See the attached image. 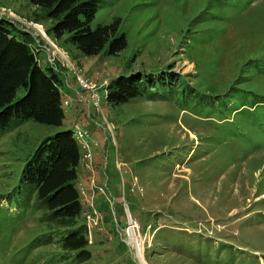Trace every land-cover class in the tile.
<instances>
[{
	"label": "rangeland",
	"instance_id": "rangeland-1",
	"mask_svg": "<svg viewBox=\"0 0 264 264\" xmlns=\"http://www.w3.org/2000/svg\"><path fill=\"white\" fill-rule=\"evenodd\" d=\"M2 17L30 33L43 68L57 62L69 105L61 125L27 119L0 133V264H264V0H102L92 27L117 20L126 35L114 54L109 42L86 55L56 37L57 20L32 0H0ZM133 72L181 85L160 88L165 99L110 102L107 81ZM77 126L91 133L89 148L79 141L92 253L82 262L35 242L51 233L19 187L37 146Z\"/></svg>",
	"mask_w": 264,
	"mask_h": 264
},
{
	"label": "trees",
	"instance_id": "trees-1",
	"mask_svg": "<svg viewBox=\"0 0 264 264\" xmlns=\"http://www.w3.org/2000/svg\"><path fill=\"white\" fill-rule=\"evenodd\" d=\"M101 2L102 0H32L34 5L44 8L49 17L57 20L51 27V32L56 37L69 34L68 40L86 55L100 53L109 42L108 52L114 54L126 46V35L115 34L117 20L113 25L100 24L92 27ZM32 41L33 37L29 32L16 28L4 17L0 18L2 134L27 119L61 125L65 118L64 104L69 105V101H64L62 97L65 80L60 68L58 69L56 61L43 68L37 56V49L40 48L31 45ZM153 74L133 72L109 79L105 85L106 98L113 104H123L150 91L147 94L150 100L165 99L168 96L161 93L160 88L173 90L181 85L173 74ZM177 82L180 85L176 87ZM20 88H25L27 92L16 99ZM96 89L98 92L97 85ZM85 90L92 99L93 90ZM81 161L82 152L75 130L59 131L44 139L27 159L21 172L19 187L28 198L34 197L36 205L43 209L41 223L51 233L38 237L35 242H55L65 250L74 251L75 257L82 262L90 259L92 253L87 249L90 243L89 228L82 223L84 206L77 185Z\"/></svg>",
	"mask_w": 264,
	"mask_h": 264
},
{
	"label": "built area",
	"instance_id": "built-area-1",
	"mask_svg": "<svg viewBox=\"0 0 264 264\" xmlns=\"http://www.w3.org/2000/svg\"><path fill=\"white\" fill-rule=\"evenodd\" d=\"M53 63L55 64V61ZM80 80H81L83 89H91V90H93L92 97H97L98 99H100V95L96 91V84L93 85L91 82H89L88 80H86L84 78H81V77H80ZM75 135H76V137H77V139L79 141H83V145H84L85 148H89V143H88L87 139L85 140V138H88V139L90 138V133H89L88 129H83V128L77 126V128L75 129ZM95 144L97 145V142H95ZM84 158L86 160L87 159H91L92 158L91 151H87L84 154Z\"/></svg>",
	"mask_w": 264,
	"mask_h": 264
},
{
	"label": "bare ground",
	"instance_id": "bare-ground-1",
	"mask_svg": "<svg viewBox=\"0 0 264 264\" xmlns=\"http://www.w3.org/2000/svg\"><path fill=\"white\" fill-rule=\"evenodd\" d=\"M127 233L130 236L131 239H133V242L137 245V243H140L138 240V237L136 235V230L133 228V226H129L127 229ZM132 242V243H133ZM138 253L139 255H141L142 253L140 252V250L138 249ZM144 264H147V262L145 260L142 261Z\"/></svg>",
	"mask_w": 264,
	"mask_h": 264
},
{
	"label": "water",
	"instance_id": "water-1",
	"mask_svg": "<svg viewBox=\"0 0 264 264\" xmlns=\"http://www.w3.org/2000/svg\"><path fill=\"white\" fill-rule=\"evenodd\" d=\"M140 259H141V257H140Z\"/></svg>",
	"mask_w": 264,
	"mask_h": 264
}]
</instances>
